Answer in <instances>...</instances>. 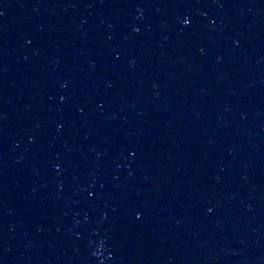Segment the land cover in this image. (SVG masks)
<instances>
[{"label": "water", "instance_id": "1", "mask_svg": "<svg viewBox=\"0 0 264 264\" xmlns=\"http://www.w3.org/2000/svg\"><path fill=\"white\" fill-rule=\"evenodd\" d=\"M0 264H264V0H0Z\"/></svg>", "mask_w": 264, "mask_h": 264}]
</instances>
